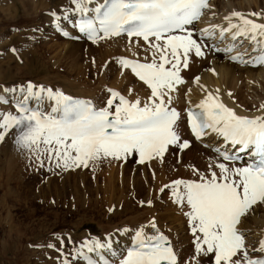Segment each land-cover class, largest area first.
I'll list each match as a JSON object with an SVG mask.
<instances>
[{"label": "snow or ice", "instance_id": "6c2138e0", "mask_svg": "<svg viewBox=\"0 0 264 264\" xmlns=\"http://www.w3.org/2000/svg\"><path fill=\"white\" fill-rule=\"evenodd\" d=\"M73 3L83 14L95 13L94 17L83 19L78 25L93 43L122 33L148 43L153 50L151 62L118 60L151 90L148 102L142 105L140 99L130 101L111 91L106 107L97 109L91 101L29 82L26 88L19 89L22 99L15 104L16 114H0V142L10 131L16 130L14 142L19 148L35 153L38 160L41 154H47L50 161H56V167L64 170L88 167L90 161L102 158L120 160L136 154L143 164L157 158L163 160L170 146L180 150L189 148V141H181L175 130L179 113L167 105L172 102L170 94L176 91V86L184 83L180 72L181 68H188L190 54L204 55L201 43L193 38L194 34L187 26L210 7L208 0H103L91 9L88 5L92 0H73ZM251 15L258 17L260 14ZM233 18L239 23H233ZM225 19L228 27L219 29L221 39L225 33H231L233 41L244 37L257 46L253 49L257 54L248 60L244 59L243 53L230 58L264 65V23H257L239 12H233ZM213 34L205 29L200 35L207 38ZM234 50L235 45L225 49L229 53ZM6 91L15 92L16 89ZM45 99L54 102L50 112L41 110ZM33 100L35 107L29 104ZM197 107L199 112H188L196 139H201L210 130L234 149L239 146L238 152H248L259 161L235 168L218 163L219 176L212 172L211 179L201 177L200 182L176 180L172 185L164 186L172 188L176 203H186L190 207L186 215L194 236L193 259L196 264H200L201 256H211L213 264H264V239L250 250L239 227L254 211V206L264 204V116L238 115L212 93ZM216 151L226 161L240 159L236 154ZM151 226L156 229L154 222ZM157 233L145 236L143 229L137 231L136 247L128 251L121 264H178L177 253L168 238L158 230ZM85 246L89 252L105 247L99 242ZM250 252L259 255L254 257ZM89 264L93 262L89 260Z\"/></svg>", "mask_w": 264, "mask_h": 264}, {"label": "rangeland", "instance_id": "374dc122", "mask_svg": "<svg viewBox=\"0 0 264 264\" xmlns=\"http://www.w3.org/2000/svg\"><path fill=\"white\" fill-rule=\"evenodd\" d=\"M260 1L264 5V0ZM74 5L73 0H0V86L26 88L31 82L38 87L55 85L56 91L70 93L65 92L69 89L81 94H86L84 92L89 89L99 99L102 97L100 102L108 100L109 85L114 83L116 74L124 72L118 63L123 56L107 60L110 67L101 79L105 61L101 64L95 58L96 54L91 56L89 46L80 44L78 50L67 52L66 39L57 34L43 35L44 27L50 29L43 19L48 17L46 9L57 11ZM203 42L212 48L206 39ZM95 43L93 47L101 49V42ZM137 46L140 48L135 56L151 62L153 53L148 54L151 49L148 43L138 42ZM32 59L34 64L38 61L40 64L35 71L30 62ZM116 84L120 88L116 90L125 95L140 94V87L133 81H116ZM144 88L146 92H142L146 96L151 90ZM244 88L245 84L241 83L242 91ZM258 91L264 92L263 89ZM7 111L12 112L10 106L1 107L0 114ZM180 126L186 131L184 123H180L176 127L179 134ZM185 133L187 135V131ZM15 135L16 130H12L0 142V264H65L63 256L70 259L71 264H82L79 257L78 261L73 259L75 250L70 255L69 252L74 245L81 248L83 240L91 242L89 233L102 237L121 229L136 234L153 222L169 238L172 237L174 249L181 254L180 264H196L192 258L195 255L194 236L186 215L190 207L186 203H176L172 188L164 186L172 185L176 180L199 182L201 177L211 179L212 172L217 173L219 168L205 173L197 165L201 161L204 163L202 158L211 154L209 148L199 144L197 151L193 146L184 150L170 146L163 160L157 158L144 164L134 155L132 160L129 158L131 161L126 160L127 169L123 168L124 159L105 161L102 158L90 161L88 167L64 170L56 167V161H50L47 154H41L38 160L35 153L19 148L14 142ZM185 140L181 137V141ZM192 161L197 164L194 166ZM181 163L190 171L176 172ZM218 163L224 162L218 160ZM161 168H164L163 175L168 177L165 183ZM135 179L140 186L136 185ZM252 222L246 220L244 223ZM84 230L87 234L83 236L81 231ZM245 237L246 244H252L248 240L252 238ZM200 264H213L212 257L203 258Z\"/></svg>", "mask_w": 264, "mask_h": 264}, {"label": "bare ground", "instance_id": "6f19581e", "mask_svg": "<svg viewBox=\"0 0 264 264\" xmlns=\"http://www.w3.org/2000/svg\"><path fill=\"white\" fill-rule=\"evenodd\" d=\"M97 2L99 4H101V3H103V0H92V3L89 4L88 7L90 9L97 7L98 6ZM262 2L263 1H260V0H213L210 3V7L206 8V10L204 11L203 18L197 24V27L195 29L193 28L194 32H195L193 38L197 39L198 42L201 43L204 55L201 57H197L194 55V53L190 54L188 68L187 69L181 68V72H180V75H181L182 79L184 80V83L176 86V91H173L170 94L172 97V102H171V104L167 105L169 108H175L177 110V112L179 113V120L177 121V124L175 125V127H177V125L182 123V121H183L184 126H185V123H186L185 110L189 107H197L200 104V102L207 97V95L209 93H212L214 96H217L219 98V100L221 102H223L224 104L234 108L236 110V112L240 115H246L249 118H254L257 116H264V108L261 107L262 105H264V92L260 93L258 91V90H262V89L264 90V66L259 65L257 67H254V66H252V63H243V62H239V63L235 64V62L231 61V59H230V56L234 53H237V52L243 53L245 60H248L250 57L255 56L257 54V52H254L253 49L257 47L256 44L253 41L246 39L244 37H239L236 41H233L231 39V33H225L224 38L221 39L220 32H219L220 28H227L228 27V21L225 18L229 17L231 15V13H233V12H239L247 18L255 20L257 23H264V5ZM72 7L77 10L76 5H74ZM217 7H219V8L216 9ZM66 9H70V7L69 8L66 7ZM46 11H52V10L46 9ZM53 11H55V10H53ZM78 12H80V11H78ZM252 13H259L260 15L258 17L252 16L251 15ZM46 15L48 16V14H46ZM72 18L74 20L76 18V16H73ZM43 19L45 20V22L48 25H50V29H49V26L44 27L43 35L44 36L51 35V34L56 35V33L52 30V27H51L52 21H53L52 18L50 16H48V17L45 16ZM63 21L67 25L70 24L69 17H67V16L64 17ZM232 22L233 23H239V21L236 18H233ZM214 26H217V27H214ZM205 29H208L210 32L214 33L212 36L207 37L208 43L212 44V48H209L207 46V44H204V42L200 41V39L198 38V37H202L200 34H201L202 30H205ZM78 37H79V41L82 40L81 42H74V40H69V39L65 40L66 43L65 42L64 43L67 45V49H66L67 52L78 50L80 44H83L87 47L89 46L88 47L90 50L89 54L92 53L91 56H93V54H96L97 57L95 56V58L98 59V62L99 63L101 62V64H104V61H105V64H104L105 66H103L104 68L102 67L105 70L102 72V74H100L101 79L104 76V74L108 73L107 68L110 67L107 60H109L110 58H113L114 56L122 55L123 58L129 59V60L139 59V60L146 61L144 59H141V58H138L135 56V53L138 52V48H140L137 46V43L138 42H145L142 38H137V37L129 38V37H125V36H118V37H112V38L99 39V40H97V43H95V44H98L100 41L101 43H99V44H102L100 46L101 49H95L93 47V45H94L93 42H86L83 40L82 36H78ZM153 40H154V38H153ZM220 41H222V42H220ZM110 42H115L116 44L112 46L109 44ZM233 45H235V50L233 52L227 53L225 55V53L227 52V51H225V49L232 47ZM103 46H104V48H103ZM53 47H54V45H53ZM203 47H205V50L203 49ZM217 48L220 50L217 51ZM89 50H87V51H89ZM122 50H124V51L121 52ZM150 51H151V53H153V50L150 49L148 51L149 55H151L149 53ZM36 60H37V58H36ZM34 61L35 60H33V59L30 61L31 65L34 66L33 71H35L38 68L37 66L40 65L39 61L35 62V64H34ZM146 62H149V61H146ZM169 67H170V65H169ZM122 70L124 71L122 73V75L121 74L115 75L114 83L109 85L110 89L112 91L116 90V88L120 89L118 87V85L116 84V81H122V82L133 81V82H135V84L137 86L140 87L139 92H138L140 94H138V95L131 94V93H130V95H125L124 93L123 94L130 101H134L135 99H140L142 105H143V103L148 102V100H149L148 98L150 97L151 92L146 96H145V93L142 92L143 88L145 86L146 87H148V86L146 84H144V82H141V81H138L137 79H135L130 74L128 68L122 67ZM197 78H198V82H197ZM241 83L245 84L246 89L244 88V91H242V89H241ZM51 84H52V82H51ZM15 87H18V86H15ZM187 87H189L188 90H187ZM0 88H1V86H0ZM9 89H11L10 86H9ZM19 89H20V87H18V89L16 90V95H19V98L22 99V93L19 91ZM51 89L56 91L55 85H52ZM77 90H79V88ZM111 90L109 91V94H110ZM143 91H145V90H143ZM149 91H150V89H149ZM183 91H184V93H183ZM65 92H70V93H65L68 96L85 97L86 99L91 100L93 102V104L98 108L106 107V103H105L106 100L103 102H100L102 97L99 99L98 97H96L95 93H92L89 89L86 92H84L86 94H83V93L81 94L80 91H74V90L70 91L69 89H65ZM250 92H251V94H250ZM229 93H231V95H228ZM109 98H110V96L108 97V99ZM30 103L32 105L36 106V102L34 100L30 101ZM53 105H54L53 101H48L47 99H45L41 105V110L46 111V112H50L51 107ZM9 106L10 105H8L6 103H0V109H1V107H4V108L8 107L9 108ZM11 110H12L13 114H16V112L12 108H11ZM180 127H181L180 131H179L180 134L179 133L178 134L180 135V137L184 138V140H185V138H187V135H188L187 141H189V143L191 144L190 146H193L197 150V147L199 144H205L206 147L209 148L210 151H212L211 154H213V155H211L210 153L209 154L206 153L207 154L206 156H208V158H206V156L204 158H202L205 161L204 163L202 161H201V164L199 162H198V164L193 162V161L190 162V163L194 164V166L196 164L201 166V168L204 169V172L206 171L205 173H211L212 170L216 167L215 165L217 164L218 160H221L219 158L218 154L214 152L215 151L214 148L215 147H222L226 142L223 140L222 137H220L216 133H212L210 130L203 140L197 142V141H194L189 136L188 133L186 135V133H185L186 131H184L182 129V126H180ZM181 153H180V155L182 156ZM136 155L138 156V154H136ZM130 157L132 160V158L134 156H130ZM130 157H128L127 159H124L125 165L123 166V168L127 169L125 167L126 166V160H128ZM110 158L111 157L105 158V161H107ZM199 160H200V157H199ZM152 161L153 160L145 161V163H151ZM183 164L184 163H181L180 165L177 166L178 168H177L176 172H181V171L183 173L186 172V170L189 167L187 166L186 168H183V166H182ZM226 165L229 168L246 166L245 161H243L241 164L232 163V164H226ZM160 170H161V172H160L161 178H163V182L165 183V180H167L168 177L166 178V175L165 174L163 175L164 168H161ZM219 171H220V169L217 171V175L220 174ZM213 172H216V171H213ZM153 173H155V171H153ZM171 173L172 172H170V174ZM137 179H135L136 180L135 183H136V185L138 184L140 186V183ZM174 205H177V204L174 203ZM246 220H251L253 222H252V224L244 223ZM245 221L241 225H239V227L244 232V234L247 236V238L248 237L252 238V239L248 238V240L251 241L252 244H247L249 249L251 250L252 247H254V246L258 247L259 246L258 245L259 240L264 239V204H257L256 206H254V211L245 219ZM151 225H152V223L147 224V226H145L143 228H140V229H143L145 236L158 234L157 230L160 234L166 235V233L164 234L162 229L159 226H156L157 228L153 229ZM258 228H259V230H258ZM85 231L86 230L81 231V235H83V236L86 235L87 232H85ZM128 231L118 229L115 231V233L111 234L110 236L109 235H107V236L103 235L102 237H99L98 235H95L94 232H92V233H89L90 239L92 238L91 242L88 239H86V240H88L91 245H94L95 242H99L100 244L105 245V247L98 248V249L107 251L109 253V255L112 256L113 261H117V263L119 262L121 264L122 260L125 259V257H126L125 248L128 247L132 243L133 237L136 235V234H134L135 232L132 233V232H128ZM83 243H84V240H83ZM173 247H174V244H173ZM79 249H81V250L80 251L78 250V252H77L78 257H79V253L81 251L83 252V253H81L82 255L85 254L84 253L85 252L84 244ZM176 253L178 255V264H180V257L179 256L181 254H179V251L178 252L176 251ZM81 254H80L79 258H82ZM250 254L253 255L254 257L259 255L258 253H251V252H250ZM207 257L201 256V257H199V261L203 260V258H205V260H206ZM80 262H82L81 259H80ZM192 263H194V262H192ZM82 264H83V262H82Z\"/></svg>", "mask_w": 264, "mask_h": 264}]
</instances>
